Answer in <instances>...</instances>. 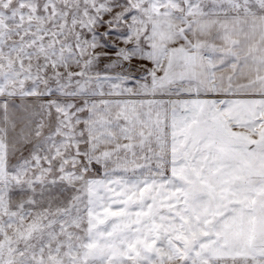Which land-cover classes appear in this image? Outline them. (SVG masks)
<instances>
[{
  "label": "snow or ice",
  "instance_id": "1",
  "mask_svg": "<svg viewBox=\"0 0 264 264\" xmlns=\"http://www.w3.org/2000/svg\"><path fill=\"white\" fill-rule=\"evenodd\" d=\"M0 264H264V0H0Z\"/></svg>",
  "mask_w": 264,
  "mask_h": 264
}]
</instances>
